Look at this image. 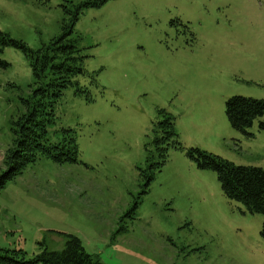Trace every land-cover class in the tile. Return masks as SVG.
<instances>
[{
  "label": "rangeland",
  "instance_id": "374dc122",
  "mask_svg": "<svg viewBox=\"0 0 264 264\" xmlns=\"http://www.w3.org/2000/svg\"><path fill=\"white\" fill-rule=\"evenodd\" d=\"M75 17L84 72L48 137L72 135L78 161L39 157L7 181L0 249L35 261L74 236L102 264H264V215L190 155L264 170V117L244 133L226 115L233 97L264 100V0H0V31L27 48L0 51V176L40 97L35 54Z\"/></svg>",
  "mask_w": 264,
  "mask_h": 264
},
{
  "label": "trees",
  "instance_id": "16d2710c",
  "mask_svg": "<svg viewBox=\"0 0 264 264\" xmlns=\"http://www.w3.org/2000/svg\"><path fill=\"white\" fill-rule=\"evenodd\" d=\"M75 21L77 17L70 24L65 23L63 36L35 54L32 68L38 81L36 93H39L40 97L17 123L14 142L4 159L5 171L0 176V191L7 181L22 175L39 157L53 159L56 163L78 161V144L72 135L63 138V142L53 145L50 144L48 137L49 126L55 120L56 103L63 97L72 77L84 72L81 63L83 57L75 56L80 51L72 41ZM10 44L27 51L25 44L9 40L0 31V51ZM0 67H7V64L0 62ZM226 115L234 129L246 133L257 119L264 117V100L233 97L226 104ZM163 127V132L169 137H177L170 119ZM261 128L264 129V124ZM70 132L65 131L67 134ZM173 145L180 147L178 142H173ZM190 155L199 163L200 168L217 173L223 193L229 200L244 204L252 214L264 215V170L237 167L200 149H192ZM164 164L165 162L161 166ZM151 180L152 178L148 179L149 182ZM262 236L264 237V226ZM67 237L68 241L63 251L45 250L43 256L37 257L35 261L27 260L21 251L0 249V264H102L85 251L77 237Z\"/></svg>",
  "mask_w": 264,
  "mask_h": 264
}]
</instances>
